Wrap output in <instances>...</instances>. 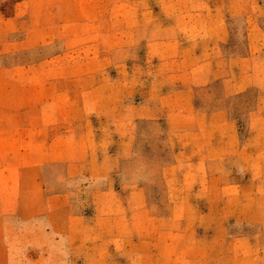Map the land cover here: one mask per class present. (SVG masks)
<instances>
[{
    "label": "rangeland",
    "instance_id": "obj_1",
    "mask_svg": "<svg viewBox=\"0 0 264 264\" xmlns=\"http://www.w3.org/2000/svg\"><path fill=\"white\" fill-rule=\"evenodd\" d=\"M175 19H183L179 42L184 50L162 44L167 41L155 34ZM212 28L224 36L206 46L216 79L206 89H197L196 105L199 110L226 108L237 123L241 144L256 146L251 134L264 127V114L259 120L251 118L256 112L264 113V0H0V66H27L10 74L0 71V97L11 100L12 93L5 87L11 79L40 78L57 82L63 97L75 94V87L93 88L96 96L108 91L111 97L124 96L127 113L132 114L129 104L143 103L146 90L160 75L157 66L162 58L174 51L199 54L204 48L202 34ZM117 80L124 86L123 82L113 85ZM106 82L110 88L104 86ZM65 101L60 111L67 118L82 116L85 124L87 112L81 100ZM6 107L3 102L0 110ZM144 112L146 118L133 128L132 151L127 157L116 153L117 135H110L112 144L106 153L94 151L93 160L107 165L104 176L97 175L100 166L91 174L89 160L69 176L67 160L74 153L63 150V144L47 153L50 160L40 169L36 188L46 198L62 193L70 203L61 211L30 217L0 216V264H152L150 254L139 259L132 254L134 248L122 249L117 244L120 239L132 244L119 237L133 234L128 225L114 231L102 219H94L101 190L110 188L126 195L135 183L148 182L172 159L177 137L168 134L164 112H155L154 105ZM98 121L95 117L97 126ZM88 138L95 147L101 143L96 133ZM258 154L264 157L262 150ZM259 191L264 193L262 188ZM225 192L230 195L229 190ZM44 201L45 209L60 203ZM17 206L14 202L13 208ZM71 207L83 214L76 221H71L72 211L67 212ZM253 224L228 221L224 236L229 240L240 233L254 235L258 230ZM258 233L253 240L264 243V232ZM228 249L222 247L224 256Z\"/></svg>",
    "mask_w": 264,
    "mask_h": 264
},
{
    "label": "crops",
    "instance_id": "obj_2",
    "mask_svg": "<svg viewBox=\"0 0 264 264\" xmlns=\"http://www.w3.org/2000/svg\"><path fill=\"white\" fill-rule=\"evenodd\" d=\"M175 20H169L155 34L167 41L162 44L184 50L183 42H179L183 38V19ZM211 30L202 34L204 48L199 54L174 51L162 58L157 66L160 75L144 90L143 103L129 104L132 114L127 113L125 97H111L109 91L96 96L93 88L84 91L75 87V94L63 97V90L54 80H9L5 87L12 93L11 100L0 97V106L3 102L9 105L0 110V216L18 213L30 217L61 211L70 203L67 196L56 193L46 198L36 188L39 171L50 160L47 153L63 144V150L74 153L67 160L69 176L78 173L74 169L88 160L89 167H93L91 174H96L94 169L100 165L93 160L94 151L106 153L112 144L110 135H117L116 153L127 157L132 151L133 128L138 120L146 118L144 111L154 105L155 112H164L168 134L177 137L171 161L161 165L162 170L148 182L135 183L126 195L110 188L101 190L94 219H102L114 231L128 225L133 234L119 237L132 244L121 239L117 244L122 249L134 248L132 254L139 259L150 254L152 264L154 259L156 264L264 263V243L253 240L258 232H264V193L259 191L264 190V157L258 154L260 150L264 153V127L251 134L256 146L241 144L237 123L226 108L199 110L196 105L197 89H206L216 79L206 46L213 38L222 40L224 36L221 31ZM26 67L0 66V71L10 74ZM122 82L117 80L113 85L119 87ZM104 84L110 88L108 82ZM136 91L143 94L142 90ZM65 100H81L87 112L85 124L82 116L67 118L60 111L62 102H68ZM262 114L256 112L251 118L259 120ZM95 133L101 137L98 147L88 138ZM260 145L262 149L258 150ZM105 166L102 161L97 175L107 174ZM227 190L230 195H226ZM47 199L60 203L45 209ZM67 212L72 215L71 221L83 215L72 207ZM231 220L236 224L252 222L258 231L227 240L224 235ZM224 246L229 248L226 256L222 253Z\"/></svg>",
    "mask_w": 264,
    "mask_h": 264
}]
</instances>
